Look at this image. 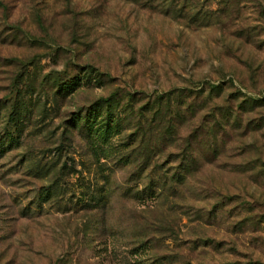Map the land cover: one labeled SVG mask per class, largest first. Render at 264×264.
Masks as SVG:
<instances>
[{
  "label": "rangeland",
  "instance_id": "obj_1",
  "mask_svg": "<svg viewBox=\"0 0 264 264\" xmlns=\"http://www.w3.org/2000/svg\"><path fill=\"white\" fill-rule=\"evenodd\" d=\"M0 142V264H264V0H0Z\"/></svg>",
  "mask_w": 264,
  "mask_h": 264
},
{
  "label": "trees",
  "instance_id": "obj_2",
  "mask_svg": "<svg viewBox=\"0 0 264 264\" xmlns=\"http://www.w3.org/2000/svg\"><path fill=\"white\" fill-rule=\"evenodd\" d=\"M79 79L80 76H75L72 79L64 81L59 80L57 85L58 91L66 93L67 90L73 89V87L78 84ZM106 101L107 100L105 99L96 101L85 110L83 115L78 114L72 118V124H74V127H76L87 138L93 139L94 141L103 140L106 137H109L113 127H115L118 134L120 133L117 129L121 127L122 115L113 114L108 111ZM19 109L20 108L12 110L8 123L11 130L5 132L3 135V138L7 139L9 143L13 141L17 142L21 131L23 130L24 116H21V111ZM97 118L98 124L96 123ZM47 193L48 192H46L45 195H47Z\"/></svg>",
  "mask_w": 264,
  "mask_h": 264
}]
</instances>
